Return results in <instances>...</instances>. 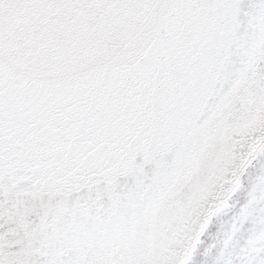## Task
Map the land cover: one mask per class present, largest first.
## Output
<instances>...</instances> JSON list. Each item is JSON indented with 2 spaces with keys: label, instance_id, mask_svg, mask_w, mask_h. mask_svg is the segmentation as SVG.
Segmentation results:
<instances>
[{
  "label": "water",
  "instance_id": "water-1",
  "mask_svg": "<svg viewBox=\"0 0 264 264\" xmlns=\"http://www.w3.org/2000/svg\"><path fill=\"white\" fill-rule=\"evenodd\" d=\"M258 26L264 33V17ZM227 35L224 16L187 0H37L0 29V159L9 172L65 183L60 174L84 145L107 149L114 172L131 170L124 157L133 153L158 170L150 199L141 182L109 211L81 207L57 238L61 210L45 244L57 258L171 264L176 246L195 247L173 192L227 135L201 122ZM245 103L264 112V99Z\"/></svg>",
  "mask_w": 264,
  "mask_h": 264
},
{
  "label": "snow or ice",
  "instance_id": "snow-or-ice-1",
  "mask_svg": "<svg viewBox=\"0 0 264 264\" xmlns=\"http://www.w3.org/2000/svg\"><path fill=\"white\" fill-rule=\"evenodd\" d=\"M37 0H0V29L13 13ZM193 6L211 7L226 18L228 35L210 79L207 107L201 122L210 129L227 128L223 142L209 148L199 171L177 184L174 203L184 206V227L198 237L195 247L176 246L171 264H264V112L250 97L264 99V50L254 54L262 33L264 0H187ZM74 161L60 174L65 183L41 178L23 167L9 172L0 159V264H72L46 248L47 238L61 210L89 207L109 211L113 202L136 191L139 183L155 192L158 170L141 154L124 157L131 170L114 172L107 149L77 146ZM159 158L157 157V160ZM169 162L174 164L172 157ZM161 178L167 174L159 169ZM213 237H223L220 249L209 258L204 237L214 219L227 213ZM14 235L9 243L5 239Z\"/></svg>",
  "mask_w": 264,
  "mask_h": 264
},
{
  "label": "rangeland",
  "instance_id": "rangeland-1",
  "mask_svg": "<svg viewBox=\"0 0 264 264\" xmlns=\"http://www.w3.org/2000/svg\"><path fill=\"white\" fill-rule=\"evenodd\" d=\"M230 216H231V213L229 212V213H227L225 215H222L221 217H219L217 219H214L210 233L204 237L205 246L208 248L207 255L209 256L210 259L214 255L213 249L219 250L220 249V245H221L222 240H223L222 236L213 237V238H210V236L214 235L217 232L220 224L222 222L227 221L230 218Z\"/></svg>",
  "mask_w": 264,
  "mask_h": 264
},
{
  "label": "bare ground",
  "instance_id": "bare-ground-1",
  "mask_svg": "<svg viewBox=\"0 0 264 264\" xmlns=\"http://www.w3.org/2000/svg\"><path fill=\"white\" fill-rule=\"evenodd\" d=\"M197 242H198V240H197Z\"/></svg>",
  "mask_w": 264,
  "mask_h": 264
}]
</instances>
